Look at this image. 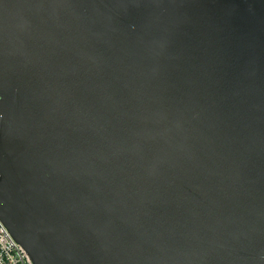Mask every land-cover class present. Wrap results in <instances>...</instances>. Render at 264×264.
<instances>
[{"label": "water", "instance_id": "water-1", "mask_svg": "<svg viewBox=\"0 0 264 264\" xmlns=\"http://www.w3.org/2000/svg\"><path fill=\"white\" fill-rule=\"evenodd\" d=\"M0 218L34 264H264V0H0Z\"/></svg>", "mask_w": 264, "mask_h": 264}, {"label": "built area", "instance_id": "built-area-1", "mask_svg": "<svg viewBox=\"0 0 264 264\" xmlns=\"http://www.w3.org/2000/svg\"><path fill=\"white\" fill-rule=\"evenodd\" d=\"M0 264H34L0 218Z\"/></svg>", "mask_w": 264, "mask_h": 264}]
</instances>
